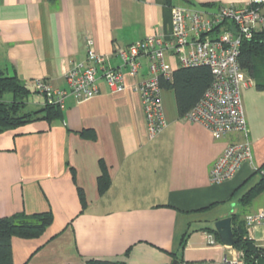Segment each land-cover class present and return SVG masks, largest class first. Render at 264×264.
I'll return each instance as SVG.
<instances>
[{
    "label": "crops",
    "instance_id": "1",
    "mask_svg": "<svg viewBox=\"0 0 264 264\" xmlns=\"http://www.w3.org/2000/svg\"><path fill=\"white\" fill-rule=\"evenodd\" d=\"M248 0H0V68L16 74L45 100L34 81L67 87L65 72L86 60L87 41L119 70L126 89L112 90L100 71L99 92L66 99L62 115L0 133V217L50 211L52 223L36 238H12L14 264H221L241 251L217 238L215 222L264 209V192L245 210L240 198L264 165V90H242L253 160L229 181L213 184L210 170L225 148L244 139L233 132L215 139L208 127L184 119L173 89H162L167 124L155 138L147 131L139 83L153 76L147 54L136 73L117 48L150 35L169 37L175 6L202 10L243 6ZM172 72L179 67L168 52ZM90 130L94 138L84 137ZM103 167L109 186L100 192ZM83 193V198L81 197ZM243 210V211H242ZM245 226L256 245L263 226ZM216 239L209 243V235ZM184 244L182 245V241Z\"/></svg>",
    "mask_w": 264,
    "mask_h": 264
},
{
    "label": "built area",
    "instance_id": "2",
    "mask_svg": "<svg viewBox=\"0 0 264 264\" xmlns=\"http://www.w3.org/2000/svg\"><path fill=\"white\" fill-rule=\"evenodd\" d=\"M261 28H264V0H248L243 6H220L216 10L179 5L172 9L169 37L150 35L126 47L117 48V53L134 73L140 67L137 56L145 53L149 58V70L153 76L139 83L136 89L142 97L150 138L158 136L167 124L163 110V88L159 81L160 75H172L167 53L176 57L179 66L208 65L211 68L214 75L211 87L183 118L205 125L215 139L233 132L244 134L243 140L230 143L214 163L210 170L213 184L232 180L243 163L253 160L242 90L254 80L241 68L239 55L243 40L252 38L255 30ZM100 71L112 90L126 89L122 73L106 66V56L97 52L94 40L89 39L86 60L69 68L64 74L67 87H55L44 78H37L34 86L45 103L64 108L69 95L77 100H88L98 94L97 78ZM245 221L247 226L264 227V209L247 214ZM208 241L215 243L216 239L210 234ZM257 246L264 249V237ZM221 264L246 262L241 251L234 256L226 255Z\"/></svg>",
    "mask_w": 264,
    "mask_h": 264
},
{
    "label": "trees",
    "instance_id": "3",
    "mask_svg": "<svg viewBox=\"0 0 264 264\" xmlns=\"http://www.w3.org/2000/svg\"><path fill=\"white\" fill-rule=\"evenodd\" d=\"M239 61L241 68L255 81L256 87L259 90H264V28L255 30L252 38L243 40ZM213 80L214 75L208 65L179 66L173 70L171 77L159 76L162 88L175 91L179 113L182 117L200 101L211 87ZM35 92H37L36 89ZM32 93L33 91L15 73L9 75L0 68V133L38 120L52 121L62 115V108L50 103H45L39 109L26 110V102ZM82 135L90 138L95 137L94 132L90 130L82 131ZM263 168L264 165L255 174L262 172ZM109 181V176L103 167V174L99 178L101 193L107 190ZM262 192H264L263 173L258 182L242 195L241 205L248 206ZM81 197L83 198V193H81ZM52 220L53 215L50 211L36 214L18 212L11 216L0 217V264H14L13 237H39L46 231ZM232 224L236 240L234 247L243 252L246 264H263L264 249L258 247L249 238L245 221L238 213L232 215ZM212 231L218 238V232L215 229ZM86 264L124 263L93 258L87 260Z\"/></svg>",
    "mask_w": 264,
    "mask_h": 264
},
{
    "label": "water",
    "instance_id": "4",
    "mask_svg": "<svg viewBox=\"0 0 264 264\" xmlns=\"http://www.w3.org/2000/svg\"><path fill=\"white\" fill-rule=\"evenodd\" d=\"M215 230L219 234L220 241L227 246H234L236 240L234 237V228L232 217L219 219L215 222Z\"/></svg>",
    "mask_w": 264,
    "mask_h": 264
},
{
    "label": "rangeland",
    "instance_id": "5",
    "mask_svg": "<svg viewBox=\"0 0 264 264\" xmlns=\"http://www.w3.org/2000/svg\"><path fill=\"white\" fill-rule=\"evenodd\" d=\"M30 97H31V94L29 95V98H30ZM29 98H28V99H29ZM26 104H27V105H26ZM26 104H25V105H26V107H25L26 110L35 109V107H33V106H29V105H28V104H29L28 100H27ZM44 105H45V103H44ZM44 105H43V106H44ZM245 208H246V207H244V206L242 207V209H244V210H245ZM242 211H243V210H242Z\"/></svg>",
    "mask_w": 264,
    "mask_h": 264
}]
</instances>
